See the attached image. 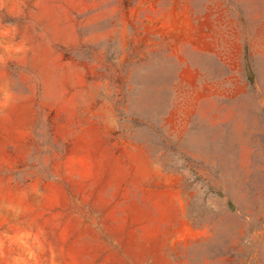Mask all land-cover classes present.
Wrapping results in <instances>:
<instances>
[{
    "label": "rangeland",
    "instance_id": "obj_1",
    "mask_svg": "<svg viewBox=\"0 0 264 264\" xmlns=\"http://www.w3.org/2000/svg\"><path fill=\"white\" fill-rule=\"evenodd\" d=\"M0 264H264V0H0Z\"/></svg>",
    "mask_w": 264,
    "mask_h": 264
}]
</instances>
